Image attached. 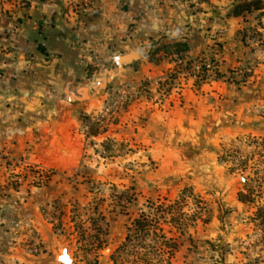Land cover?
Instances as JSON below:
<instances>
[{"label":"rangeland","instance_id":"374dc122","mask_svg":"<svg viewBox=\"0 0 264 264\" xmlns=\"http://www.w3.org/2000/svg\"><path fill=\"white\" fill-rule=\"evenodd\" d=\"M252 1L199 0L219 19L206 52L177 43L163 73L101 86L98 109L80 116L90 150L80 169L4 153L0 177L12 186L71 185L70 201L52 205L70 264H264V0L242 8ZM188 82L212 92L213 135L156 143L144 127L151 108L180 104Z\"/></svg>","mask_w":264,"mask_h":264},{"label":"crops","instance_id":"0c3cea01","mask_svg":"<svg viewBox=\"0 0 264 264\" xmlns=\"http://www.w3.org/2000/svg\"><path fill=\"white\" fill-rule=\"evenodd\" d=\"M83 1L0 0V30L13 27L0 37V153L14 163L80 169L90 154L80 116L98 109L104 72L116 69L114 63L105 70L97 64L136 53L138 60L123 65L113 80L134 84L171 67L164 52L175 44L197 55L219 30L215 8H202L199 0ZM87 65L95 68L88 73ZM181 95L180 104L151 108L144 127L155 128L158 144L168 137L176 142L180 133L187 140L193 133L207 141L213 135L204 117L209 86L197 90L188 82ZM71 191L55 176L43 185L18 187L0 177V264H70L53 228L59 215L52 205L69 202Z\"/></svg>","mask_w":264,"mask_h":264},{"label":"water","instance_id":"95a60500","mask_svg":"<svg viewBox=\"0 0 264 264\" xmlns=\"http://www.w3.org/2000/svg\"><path fill=\"white\" fill-rule=\"evenodd\" d=\"M138 60L136 53L132 52L126 55H118L112 58L113 63L116 65V69L107 70L104 72V79L101 82V86L104 87L107 82L112 81L114 78L118 77L123 71V65L129 64L132 61Z\"/></svg>","mask_w":264,"mask_h":264},{"label":"trees","instance_id":"16d2710c","mask_svg":"<svg viewBox=\"0 0 264 264\" xmlns=\"http://www.w3.org/2000/svg\"><path fill=\"white\" fill-rule=\"evenodd\" d=\"M258 3H259L258 0H253L252 2L243 4L242 8H246L248 10L253 5H254V7H257L258 6ZM178 45H181V44H178ZM108 63H113V61H108L107 63L106 62H104V63H98L97 66H96V68L105 70V67H106V65ZM94 68L92 66H89V65L86 66V70L88 71V73H90Z\"/></svg>","mask_w":264,"mask_h":264},{"label":"built area","instance_id":"2783aa9c","mask_svg":"<svg viewBox=\"0 0 264 264\" xmlns=\"http://www.w3.org/2000/svg\"><path fill=\"white\" fill-rule=\"evenodd\" d=\"M83 2H84L85 5H88V4H89V0H84ZM100 46H101V44L98 43V44H97V47H100ZM92 50H93V49H92ZM112 58H113V57H112ZM112 58H111V57H107V59H108L109 61H111ZM4 160H5L4 153L1 152V153H0V166H1V164H2V162H3Z\"/></svg>","mask_w":264,"mask_h":264}]
</instances>
